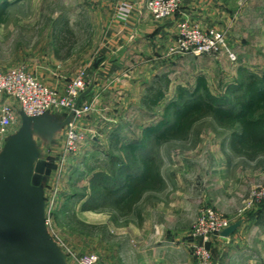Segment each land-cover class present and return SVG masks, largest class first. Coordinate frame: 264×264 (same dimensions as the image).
I'll use <instances>...</instances> for the list:
<instances>
[{
    "label": "rangeland",
    "instance_id": "374dc122",
    "mask_svg": "<svg viewBox=\"0 0 264 264\" xmlns=\"http://www.w3.org/2000/svg\"><path fill=\"white\" fill-rule=\"evenodd\" d=\"M9 1L6 23L0 24V72L28 66L65 78V86L84 73L88 83L75 104L89 107L88 115L79 120L73 111L55 113H74L69 124L85 135L78 151L65 152L69 124L51 145L38 139L51 169L43 184L47 226L70 264L74 256H96L98 264H199L202 241L193 235L208 211L240 224L229 238L223 231L210 237L204 245L207 264H264V155L250 161L234 153L232 131L211 116L184 140L156 145L152 139L140 150L139 156L156 158L164 186L145 192L134 213L119 210L104 191L141 171L127 146L164 117L181 89L193 93L204 77L217 104L230 106L251 75L264 76V0L242 1L239 18L230 24L224 19L218 27L227 34L235 61L226 54L176 55L130 89L126 106L120 104L124 95L122 100L116 95L113 106L92 95L100 92L92 68L103 55L111 24L119 20L117 0H4ZM160 80L165 96L148 109L142 99Z\"/></svg>",
    "mask_w": 264,
    "mask_h": 264
},
{
    "label": "built area",
    "instance_id": "2783aa9c",
    "mask_svg": "<svg viewBox=\"0 0 264 264\" xmlns=\"http://www.w3.org/2000/svg\"><path fill=\"white\" fill-rule=\"evenodd\" d=\"M135 9L134 4L122 3L119 6V20L127 22ZM145 11L156 21H165L181 13V0H147ZM227 34L218 27H204L189 18L178 21L175 45L171 50L172 55H202L226 54L232 60L236 55L229 50ZM87 82L84 73L73 82L66 83L64 89L52 88L38 80L27 68L19 67L0 72V151L3 150L8 138L18 131L21 126L20 113L29 117L44 114L67 113L73 111L77 118L83 119L90 113L89 107L75 109L78 95L86 88ZM65 90V91H63ZM19 108V110H18ZM64 148L66 154H74L79 145L85 141V135L73 123ZM86 134V133H85ZM194 232L195 239H201L197 247L196 256L199 264H207L208 253L205 244L210 237L219 234L231 226L215 213L208 211L201 216ZM75 264H98L96 256H74ZM70 263V261H68Z\"/></svg>",
    "mask_w": 264,
    "mask_h": 264
},
{
    "label": "trees",
    "instance_id": "16d2710c",
    "mask_svg": "<svg viewBox=\"0 0 264 264\" xmlns=\"http://www.w3.org/2000/svg\"><path fill=\"white\" fill-rule=\"evenodd\" d=\"M10 6L7 2L0 5V24L6 23ZM158 82L160 87L150 89L151 93L142 99L143 105L151 110L165 96L163 83L161 80ZM240 91L235 103L225 106L217 104L204 77L198 79L193 93L181 89L176 101L167 106L164 117L143 131L141 141L127 146L131 158L141 164V171L126 174L124 181L115 188L106 186V196L113 198L119 210L134 213L145 192L159 191L164 186L156 158L144 153L139 156L140 150H144L152 139L156 145L186 139L195 124L205 116L213 117L221 127L232 131L230 144L234 153L250 161L263 156L264 76L251 75Z\"/></svg>",
    "mask_w": 264,
    "mask_h": 264
},
{
    "label": "water",
    "instance_id": "95a60500",
    "mask_svg": "<svg viewBox=\"0 0 264 264\" xmlns=\"http://www.w3.org/2000/svg\"><path fill=\"white\" fill-rule=\"evenodd\" d=\"M20 117V128L0 151V264H70L47 226L43 184L51 169L38 141L51 145L74 113ZM239 224L221 236L229 238Z\"/></svg>",
    "mask_w": 264,
    "mask_h": 264
},
{
    "label": "crops",
    "instance_id": "0c3cea01",
    "mask_svg": "<svg viewBox=\"0 0 264 264\" xmlns=\"http://www.w3.org/2000/svg\"><path fill=\"white\" fill-rule=\"evenodd\" d=\"M146 1L117 0V5L128 2L134 4L135 9L131 19L126 23L114 20L104 39L103 55L98 57L103 61H96L95 68L92 66L93 79L95 78L97 82L96 92L98 89L100 91L92 94L97 103L107 106L112 102L110 104L113 106L118 103L115 101V96L120 95L121 100L124 96L126 97L121 101L122 103L120 102L122 106H126L128 98L131 97L130 89H136L137 86L145 84V74L146 76L153 74L160 71L162 65L173 62L177 56L172 55L171 50L175 45L177 25L180 19L189 18L204 27H220L224 19L227 20V24H230L239 18L241 3L244 0H181V13L165 21H156L146 13ZM3 2L4 0H0V5ZM139 62L144 70H141ZM25 68L52 88L63 89L65 86V78L55 76L56 78L53 79L46 72H39L38 69L34 71L28 66ZM152 68H156L155 71ZM136 76L138 79L132 82V78ZM104 92L109 95L102 97Z\"/></svg>",
    "mask_w": 264,
    "mask_h": 264
}]
</instances>
